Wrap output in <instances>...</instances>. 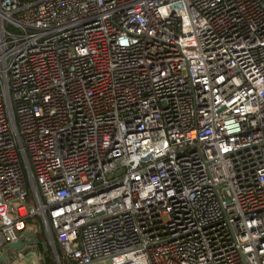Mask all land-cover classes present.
<instances>
[{"label": "built area", "instance_id": "built-area-1", "mask_svg": "<svg viewBox=\"0 0 264 264\" xmlns=\"http://www.w3.org/2000/svg\"><path fill=\"white\" fill-rule=\"evenodd\" d=\"M36 219L55 264H264V0H0V256Z\"/></svg>", "mask_w": 264, "mask_h": 264}, {"label": "trees", "instance_id": "trees-1", "mask_svg": "<svg viewBox=\"0 0 264 264\" xmlns=\"http://www.w3.org/2000/svg\"><path fill=\"white\" fill-rule=\"evenodd\" d=\"M37 220L40 223V228H38V234H37L38 235V238H37L38 250H40L42 253L45 254V262H46L45 264H55L53 262V256L51 254V251L46 246V239H45V235L43 232V227L40 222V219H37Z\"/></svg>", "mask_w": 264, "mask_h": 264}, {"label": "water", "instance_id": "water-1", "mask_svg": "<svg viewBox=\"0 0 264 264\" xmlns=\"http://www.w3.org/2000/svg\"><path fill=\"white\" fill-rule=\"evenodd\" d=\"M28 237H31L32 240L31 241H24V240H20L16 243H11L8 248L6 249V251L3 252V254L0 256V262H3V264H9L7 261H6V258H5V255L6 253L9 251V250H13V249H16V250H20L22 249L26 244H37V241L34 240V235L32 233H28L27 234ZM98 261H93V262H90L89 264H93V263H97ZM46 262L44 261V264Z\"/></svg>", "mask_w": 264, "mask_h": 264}, {"label": "rangeland", "instance_id": "rangeland-1", "mask_svg": "<svg viewBox=\"0 0 264 264\" xmlns=\"http://www.w3.org/2000/svg\"><path fill=\"white\" fill-rule=\"evenodd\" d=\"M35 225L34 227L40 228V223L38 222V220H33ZM33 260H34V255H26L24 256V258H15L14 260L11 261L10 264H33ZM108 262H97V263H93V264H107Z\"/></svg>", "mask_w": 264, "mask_h": 264}, {"label": "crops", "instance_id": "crops-1", "mask_svg": "<svg viewBox=\"0 0 264 264\" xmlns=\"http://www.w3.org/2000/svg\"><path fill=\"white\" fill-rule=\"evenodd\" d=\"M37 249H38V246H37ZM42 253V252H41ZM44 264V263H43Z\"/></svg>", "mask_w": 264, "mask_h": 264}]
</instances>
